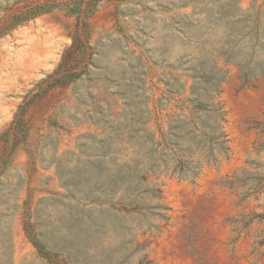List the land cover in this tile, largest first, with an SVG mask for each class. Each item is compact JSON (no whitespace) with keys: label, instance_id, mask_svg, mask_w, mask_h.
<instances>
[{"label":"rangeland","instance_id":"rangeland-1","mask_svg":"<svg viewBox=\"0 0 264 264\" xmlns=\"http://www.w3.org/2000/svg\"><path fill=\"white\" fill-rule=\"evenodd\" d=\"M212 57L228 157L155 172L162 108ZM262 70L264 0H0V264H52L29 231L68 264H264Z\"/></svg>","mask_w":264,"mask_h":264},{"label":"trees","instance_id":"trees-1","mask_svg":"<svg viewBox=\"0 0 264 264\" xmlns=\"http://www.w3.org/2000/svg\"><path fill=\"white\" fill-rule=\"evenodd\" d=\"M57 6L47 7L44 10L43 6L39 10L33 7L22 11L21 14L13 16L14 25L27 20L31 16L30 13L39 14ZM227 52L228 50L225 51ZM217 60L216 57H212V64L200 65L192 69L191 77L194 80L191 86L192 91L187 95L182 94L183 92L178 93L173 112H168L167 105L162 108L165 113L160 116V135L157 138L152 132L149 140V152L155 172L161 170L165 174L195 179L204 165H215L220 157H228L230 140L225 130L226 110L220 100L221 85L228 77V70L218 67ZM249 72V70L245 73L241 72V79L245 84L257 76ZM260 74L264 76V70ZM152 190L154 193L151 196L159 199V193L162 191L160 185L155 183ZM158 207L168 209L160 204ZM29 234L32 242L40 253L50 260V263L68 264L63 259L52 258L45 251L37 236L30 231Z\"/></svg>","mask_w":264,"mask_h":264}]
</instances>
